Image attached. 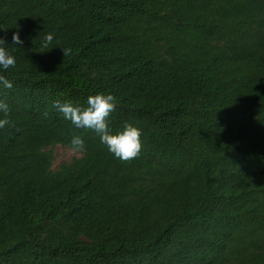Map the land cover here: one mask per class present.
I'll return each mask as SVG.
<instances>
[{"label": "trees", "instance_id": "1", "mask_svg": "<svg viewBox=\"0 0 264 264\" xmlns=\"http://www.w3.org/2000/svg\"><path fill=\"white\" fill-rule=\"evenodd\" d=\"M0 37V264H264V0H0ZM98 92L135 157L53 107Z\"/></svg>", "mask_w": 264, "mask_h": 264}, {"label": "clouds", "instance_id": "2", "mask_svg": "<svg viewBox=\"0 0 264 264\" xmlns=\"http://www.w3.org/2000/svg\"><path fill=\"white\" fill-rule=\"evenodd\" d=\"M53 35L46 34L43 39L45 48L52 42ZM23 41L17 32L11 35V44L20 46ZM7 44L4 37H0V69H8L15 65V58L11 52L5 47ZM56 46V45H53ZM52 46V47H53ZM51 47V48H52ZM69 50L62 48V53L67 54ZM0 86L11 88L10 80L0 76ZM86 107H75L69 102L61 103L55 101L53 107L63 115V118L69 120L77 128L91 129L94 131L107 150L120 160H128L135 157L141 148L140 129L128 122H124L122 127L111 132L108 129L109 114L115 108V98L111 93L98 92L89 95L86 98ZM0 112L4 113V118H0V128L9 123L7 117L8 105L0 101ZM70 144L75 151L84 149V140L81 136L75 135L70 139Z\"/></svg>", "mask_w": 264, "mask_h": 264}, {"label": "rangeland", "instance_id": "3", "mask_svg": "<svg viewBox=\"0 0 264 264\" xmlns=\"http://www.w3.org/2000/svg\"><path fill=\"white\" fill-rule=\"evenodd\" d=\"M53 153V168H56L62 162H67L75 156H79V153L67 146L56 145L52 148Z\"/></svg>", "mask_w": 264, "mask_h": 264}]
</instances>
